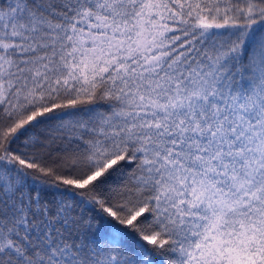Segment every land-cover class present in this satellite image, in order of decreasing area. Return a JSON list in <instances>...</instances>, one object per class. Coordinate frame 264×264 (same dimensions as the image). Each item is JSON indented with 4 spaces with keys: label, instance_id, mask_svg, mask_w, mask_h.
<instances>
[{
    "label": "snow or ice",
    "instance_id": "snow-or-ice-1",
    "mask_svg": "<svg viewBox=\"0 0 264 264\" xmlns=\"http://www.w3.org/2000/svg\"><path fill=\"white\" fill-rule=\"evenodd\" d=\"M0 264H264V0H0Z\"/></svg>",
    "mask_w": 264,
    "mask_h": 264
}]
</instances>
